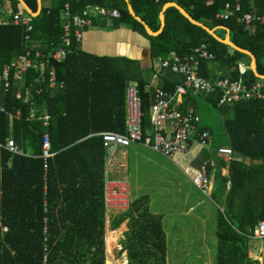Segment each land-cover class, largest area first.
<instances>
[{"label":"trees","instance_id":"1","mask_svg":"<svg viewBox=\"0 0 264 264\" xmlns=\"http://www.w3.org/2000/svg\"><path fill=\"white\" fill-rule=\"evenodd\" d=\"M5 1L0 0V8ZM8 1L13 14L21 11L17 0ZM229 2L239 4L242 12L224 21L218 15ZM26 3L33 13L37 12V0H26ZM67 3L72 12H80L88 4L119 9L122 17L115 22L146 37L151 42L154 56L167 58L174 52L184 57L202 43L208 44L215 59L230 65H237L243 56L237 51L228 56L227 45L193 25L175 8L166 11L162 33L149 36L144 26L130 15L124 0H53L49 9H42L40 15L33 18L34 43L41 40L49 45L60 39L62 15ZM167 3L178 4L197 22H210V29L222 27L220 29L232 31V41L253 53L257 58L258 72L264 75V26L257 25L252 33L244 30L239 22L242 13L264 15V0H159L158 4L130 0L136 15L153 31H158L160 25L155 27L152 21L157 20ZM179 23H183L181 32ZM26 34L25 25L12 22L0 25V73L27 51ZM187 35L190 41H185ZM49 51L47 48L43 52L48 55ZM121 61L83 52L72 54L62 63L51 61L57 79L64 81L66 88L53 93L45 87L43 95L36 97L38 104L47 103L53 118L47 131L40 122L26 121L29 108L16 97L19 87L12 83L8 90H4L0 82V104L11 112L23 111V120L13 122L0 113V144L12 137L28 154L14 155L0 147V264H105L103 185L106 151L99 134L126 133L129 82H137L142 127L147 133L156 95V90L146 89L142 79L128 76L120 65ZM233 74L230 79L240 77L238 67ZM37 75L31 71L26 84L30 85ZM244 78L248 83L259 80L249 69ZM182 82L183 78L180 84ZM176 86L162 89L173 92ZM218 97L211 98L215 107L221 108ZM232 107L236 111L234 118H226L223 123L228 136L225 146L233 150L234 160L230 168L245 196L237 207L234 206V192H226L228 178L220 169L215 177L220 189L218 195H212L216 201L218 196L223 198V208L218 210L217 216V264H258L249 257L248 244L249 236H253L260 222L264 221V102L249 101ZM46 132L54 156L45 172L41 156ZM239 157L249 159L251 165L239 161ZM45 219L47 234H44ZM161 220L149 210L148 196L134 200L127 211L112 219V230L127 222L128 232L122 241V252L127 253L128 264H166L167 244ZM109 233L107 249L110 247ZM45 246L48 248L47 263H44ZM107 264H115L109 252Z\"/></svg>","mask_w":264,"mask_h":264},{"label":"built area","instance_id":"2","mask_svg":"<svg viewBox=\"0 0 264 264\" xmlns=\"http://www.w3.org/2000/svg\"><path fill=\"white\" fill-rule=\"evenodd\" d=\"M78 2L79 0H73ZM149 2H159V0H147ZM239 4L225 5L224 11L218 17L224 21L232 16L241 13ZM12 24L25 25V41L28 48L25 54L14 59L6 65L0 73V81L5 88H9L12 77L20 83L17 99L21 100L29 108L26 116L28 122H41L44 128L50 125V115L43 113L37 106L34 99V91L37 96L44 93L43 85L50 91H58L64 88V82L57 79L54 66H50L51 61L64 62L74 53L73 43L79 45L87 28L93 26L97 19L119 20L121 12L116 8H109L95 4L86 5L80 12H72L71 5L67 3L62 15V35L57 42L49 45L39 40L33 42L34 32L33 17L27 14L22 8L14 14ZM244 30L251 32L257 25L264 26V15H254L252 13H242L239 18ZM9 23V22H8ZM0 20V25L8 24ZM50 48L48 55L43 51ZM215 55L210 51L207 43H202L191 54L181 57L171 52L169 56L161 61V67L174 74L180 75L183 82L176 86L173 92L157 89L155 102L150 110V130L146 133L142 127L141 102L138 96L136 85H130L127 89V118L126 133L118 134L112 132L100 133L103 146L107 153L108 163L114 158L117 148H127L130 145L138 144L150 148L167 159L174 161L178 157L188 153L191 141H196L202 148L208 147L210 143V133L206 130L200 131L201 117L194 107L182 108L185 96L212 97L219 96V106H233L249 101L264 102V80L248 83L244 76L248 68L239 67L240 77L238 79L217 78L214 80L203 77L200 74L201 61L215 60ZM34 71L38 75L30 85H26L27 75ZM0 112L5 113L11 120L20 121L23 119V111H8L0 105ZM0 147L11 154L27 155L21 147L12 139H6ZM217 155L229 164L233 160V150L224 146L217 150ZM54 154L51 151V142L46 133L43 137L42 159L44 171L48 170L49 160ZM214 166L213 161L203 163L199 171L193 173L192 182L203 193L208 194L211 190V178L208 169ZM230 186V184H228ZM104 201L108 218L127 211L130 208L129 186L124 180L107 179L104 183ZM46 211V210H45ZM46 227L44 234H47V219L44 221ZM7 231V228H4ZM264 239V221L260 222L253 236ZM46 241V239H45ZM122 252V246L118 248ZM47 246L44 247V263H47ZM123 262L128 264L126 255L122 256Z\"/></svg>","mask_w":264,"mask_h":264},{"label":"crops","instance_id":"3","mask_svg":"<svg viewBox=\"0 0 264 264\" xmlns=\"http://www.w3.org/2000/svg\"><path fill=\"white\" fill-rule=\"evenodd\" d=\"M52 1L53 0H51L50 7L52 6ZM129 2H130V0H129ZM153 3H155V2H153ZM157 4H158V2H157ZM164 6L162 7L161 12L158 14L157 20L152 19V20H154V21H152L153 26L158 27L160 25L159 30L161 29V18H160V15H161V13L163 11ZM37 8H39L38 1H37ZM168 9L165 10L164 15H163L164 22H165V13H166V11ZM13 15L14 14H13V11H12L11 3L8 0H6L4 2L3 7L0 8V20L1 21H5L6 23L11 22ZM115 21H117V20L97 19L96 21H94L93 26L86 29L82 42L79 45H77L74 42L75 43V44H73V48L75 50L74 53L83 52V53H87L88 55H92V56H96V57H111V58H119V59H121L122 63L120 65L125 68L126 74L128 76H133L135 79H142L146 83V89L147 90H153L154 91V90H157V89H162V87L172 88V87H174L176 85L177 86L180 85L182 77L180 75H176V74L172 73L169 70H165V69H163L161 67V61L163 59H165L166 57L164 58L163 56H154L153 53H152V50H151V42L146 37H144L143 35L135 32L133 30H131L128 26H125V25H123L121 23L119 24L118 22H115ZM203 22L204 23H201V24H203L205 27L209 28L208 25H210V22H208V21H203ZM8 24H5V25H8ZM182 26H183V23H179L180 32L182 31ZM220 28H222V27H216L214 29H210L209 28V29L214 31V33L217 36V38L225 39L226 37H230V39L232 41V37H233L232 31H230L228 29H223L222 30ZM163 30H164V28H163ZM151 31L155 32V33L158 32V31H153L152 29H151ZM254 31L255 30H252L251 32L254 33ZM184 35H186V34H184ZM153 37H155V36H153ZM184 39H185V41H190L188 35L186 36V38L184 36ZM218 42H220V41H218ZM245 50H247V49H245ZM233 54H234V50L229 47V49L227 50V55L228 56L229 55L232 56ZM240 60H238L236 62L237 65H234V64L230 65V64H228V63H226L224 61H221V60L219 61L218 59H215L213 61L203 60V61H201V65H200V73H201V75L203 77L211 79V80H214V79H217V78H231L234 75L233 73L235 71H237V67H238V71H239V67L241 66ZM127 61H129L130 63H127ZM59 63H62V62H59ZM263 66H264V60H263ZM62 82H64V81H62ZM12 83H13V85H17L19 88H20V86H22L24 84V83L18 82L13 77L11 79L10 87L12 86ZM26 83H27V81H26ZM1 84H2V86L4 88V90H8L10 88V87L8 89L5 88L2 82H1ZM130 85H137V82H129V86ZM42 87H43V89L45 91V87L46 86L43 85ZM19 88H18V91H19ZM65 88H66V84L64 82V88L62 90H64ZM59 91H61V90L51 91V92L55 93V92H59ZM33 94H34V99H35V101L37 103L38 108L43 113H46V114L50 115V117H51L50 125H51V122H52L53 118H52V115H51V113L49 111L47 103L38 104L39 102H37V99H36L37 95L35 94V91H34ZM16 97H17V95H16ZM212 97L217 98V95H213ZM210 98L211 97L194 96L192 94H189V95L184 97L182 108L185 109V108H188V107H194L196 109L197 113H198L199 110L204 108L207 104H210L213 107H215L213 99L212 98L210 99ZM218 99H219V97H218ZM0 105L3 106L2 104H0ZM221 108H225L226 109V111H224V112H225V114H227L226 118L228 120L234 118V116L236 114L235 113L236 112L235 111V107H232V106L229 105V106H221ZM13 112H15V111H13ZM198 115H199V113H198ZM22 120H20V121H22ZM10 121L13 122V121H16V120H11L10 119ZM223 123H224V120H223ZM223 123H222V125H223ZM41 125H42V123H41ZM50 125H49V127H50ZM222 128H223V126H222ZM44 129H45V131H47L48 128H44ZM200 129L201 130H206V131H208L210 133V138H211L210 139V143H209L208 147L202 148L201 146L198 145V143L196 141H191L190 149H189L188 153L185 154V156L183 155V157L182 156L178 157L179 165L182 167L183 173H184V175L187 178L186 180L185 179H183V180L187 181L188 184H191L192 186L196 187L193 184L192 180H191V177H193V173H195L196 171H199L200 168L202 167L203 163H205L207 161H213L214 162V166H212V167H210L208 169V173H209V176L211 178V190H210V192H212V195L215 194V193H216V195H218L217 193H218L220 188H219L218 182H217L215 177H216L217 173L221 169L222 175L228 178V182L226 183V189H227L226 192L227 193H231V191L234 192V194H233L234 195V197H233L234 198V206L237 207L239 205V203L241 202L242 198L245 196V191L243 190L242 185L236 184V181H235L236 177H235V175L232 174V171H231V168H230L231 162L229 164H227V163L224 162L223 159H221L217 155V150L220 147H224L225 144L228 142V136L226 135L224 129L222 130L221 134L220 133L214 134L203 123L202 118H201ZM46 133L48 134V132H46ZM216 137H218L221 140H219V141L216 140ZM9 138H12V137H9ZM6 139H8V138H6ZM221 141H223V143H220ZM131 146L132 145H130L129 147H131ZM227 147H229V146H227ZM119 148H123V147H119ZM21 149H23V148H21ZM203 150H205V151H203ZM238 160L239 161H244L245 164H248V166H250L251 163H252L249 159H244L243 157H239ZM246 161H249L250 164L247 163ZM221 167H223V169ZM189 176H190V179H189ZM107 179L122 180V179H117L115 177L110 176L108 157H107V153H106V165H105V172H104V183H105V181ZM228 184H230V186H228ZM128 186H129V183H128ZM103 191H104V185H103ZM130 191H131V189H130V186H129V195H130ZM138 198H140V197H136L134 200H136ZM217 198H218V201L221 202V197L218 196ZM134 200H132L130 198V207H131V203ZM200 203L201 202L195 200V198L192 197V194L190 192H186V198H185V201H184V205H185L186 209L192 210L191 212L193 213V212L196 211L195 208ZM104 207H105V201H104ZM150 207H151V201H150V197H149V210H150ZM122 213H124V212H122ZM122 213H119V214H116V215H113V216L111 215L110 218H108V215L106 213V207H105V224H106L105 239H106L107 234H108V226H109V224H110V229H111V221H112V219L115 216H118V215H120ZM151 213L160 216L161 219H162L161 222H162L163 230L165 232L166 244H167L166 264H198V260L197 259H192L190 261L188 260L189 256H191L193 254L192 252L184 253L183 250H180V252L182 254L178 256L179 250L176 249L175 247H172L169 244V241H171V240H170L169 234L167 233L166 228H165V220H166L165 215H161L158 212H152V211H151ZM186 214H189V213H186ZM195 216L199 217L198 215H195ZM217 216H218V213L216 215L215 221H213V224L215 226L214 228H216V229H214L215 232H216V237H217ZM127 228H128L127 227V222H125L118 229H116L117 231L111 229L112 231L119 232V235H120L121 238H119L118 243H120L123 240H125V237H124L123 234L125 232L124 230H127ZM181 238L186 239V234L185 235L181 234ZM249 239H251L250 236H249ZM106 244H107V240H105V248H106ZM121 246L123 247V245H121ZM105 253H106V251H105ZM123 253L127 257V253L126 252H123ZM182 256H185V257L182 258ZM106 259H107V256H106ZM199 262H200L199 264H203L201 259H200Z\"/></svg>","mask_w":264,"mask_h":264},{"label":"rangeland","instance_id":"4","mask_svg":"<svg viewBox=\"0 0 264 264\" xmlns=\"http://www.w3.org/2000/svg\"><path fill=\"white\" fill-rule=\"evenodd\" d=\"M224 111L225 108L207 104L198 113L203 123L214 134H221L222 123L227 115ZM216 140L221 139L216 137ZM246 162L250 164L249 161ZM109 171L110 176L129 183L131 189L129 197L132 200L136 197L149 196L150 211L165 215V228L171 240L169 244L179 250L178 256L182 254L180 250H183L184 253H193L189 256V261L197 259L199 264L201 259L203 264H217L218 244L213 221L218 210L223 208V198L219 203L212 198V192L205 194L184 181L183 179L187 178L179 165L178 158L171 161L148 147L134 144L116 150L114 158L109 163ZM186 192H190L195 200L201 202L193 213L184 205ZM124 231L125 237L128 228ZM114 232L116 231H112L109 224L110 247L107 249L106 244V256L109 252V257L115 261V264H123V252L118 250L122 245V242L118 243L121 237L119 234L112 236L111 233ZM181 234H186V239L181 238ZM248 245L249 257L258 264H264V239L254 237L250 239Z\"/></svg>","mask_w":264,"mask_h":264},{"label":"water","instance_id":"5","mask_svg":"<svg viewBox=\"0 0 264 264\" xmlns=\"http://www.w3.org/2000/svg\"><path fill=\"white\" fill-rule=\"evenodd\" d=\"M17 1L19 2V4L22 7V9L27 14H29L31 17H33V18L38 17L42 9H49L50 8V4H51V0H37L39 8H38L36 13H33V11L27 5L26 0H17ZM124 1L127 3L128 12L130 13V15L132 17H134V19L136 21H138L139 23H141L144 26L145 31L150 36H158L162 32V30H163V28L165 26V22H164V18H163L165 10L168 9V8L177 9L193 25H196L198 27L203 28L209 35L214 37L217 41H220L221 43L227 45L228 47H230L234 51H237V52L243 54L244 56L240 60L241 65H243L244 67L248 68L254 74V76L257 79L264 80V75H260L259 72H258L257 59L250 51L245 50V49H241L240 47H238L236 44H234L231 41L230 37H226L225 39L217 38V36L215 35L213 30H210L209 28L205 27L203 24H201V23L195 21L194 19H192L190 17V15L184 9H182L178 4H176V3H167L164 6L163 11H162V13L160 15V18H161V29L158 32L155 33V32L151 31V29L143 22V20L140 17L136 16V14H135V12H134L129 0H124Z\"/></svg>","mask_w":264,"mask_h":264},{"label":"bare ground","instance_id":"6","mask_svg":"<svg viewBox=\"0 0 264 264\" xmlns=\"http://www.w3.org/2000/svg\"><path fill=\"white\" fill-rule=\"evenodd\" d=\"M116 231H117V230H116ZM117 234H119V232L111 233L112 236H115V235H117ZM116 245H117V244H116ZM113 250H114V249H113ZM123 264H126V263H125V260H124Z\"/></svg>","mask_w":264,"mask_h":264}]
</instances>
